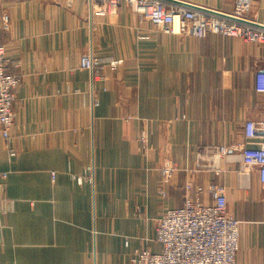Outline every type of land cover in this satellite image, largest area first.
<instances>
[{"label":"crops","instance_id":"1","mask_svg":"<svg viewBox=\"0 0 264 264\" xmlns=\"http://www.w3.org/2000/svg\"><path fill=\"white\" fill-rule=\"evenodd\" d=\"M163 1L218 13L235 3ZM5 13L7 72L20 83L11 136L0 132V264H131L136 250L160 252L158 222L183 205L188 182L226 188L242 222L237 264H264V189L238 148L245 123L264 121V42L166 33L124 3L98 17L88 0H0V22ZM247 16L264 29V0ZM88 54L121 65L82 69ZM222 146L217 174L206 163ZM168 161L177 170L165 184Z\"/></svg>","mask_w":264,"mask_h":264},{"label":"built area","instance_id":"2","mask_svg":"<svg viewBox=\"0 0 264 264\" xmlns=\"http://www.w3.org/2000/svg\"><path fill=\"white\" fill-rule=\"evenodd\" d=\"M123 3L166 33L197 38L219 35L253 43L264 42V29L247 16L251 0H235L234 11L221 13L223 16L182 6L168 7L163 0H88L92 15L98 17L112 14ZM2 29L10 30L7 13L2 15L0 22V132L8 140L15 122L14 105L20 80L7 72L10 59L2 43ZM120 65L119 60L106 63L105 59L93 54L81 59L82 69L98 74L107 67L116 72ZM255 89L264 94V69L256 72ZM244 137L245 143L238 146L242 162L247 171L258 169L264 189V121H247ZM228 153V147H220L218 157L213 161L215 166L210 169L219 174L217 162ZM10 154L14 156L15 152L10 150ZM176 168L171 161L164 165L165 184L171 180ZM53 177L55 179V173ZM0 178L6 179L7 173L0 172ZM185 191L183 205L166 210L158 222L153 241L161 245L160 252H152L149 247L136 250L131 264H237L242 222L227 211L226 188L215 182L208 186L188 182ZM204 194H208L212 202L207 203ZM4 227L0 221V231Z\"/></svg>","mask_w":264,"mask_h":264},{"label":"rangeland","instance_id":"3","mask_svg":"<svg viewBox=\"0 0 264 264\" xmlns=\"http://www.w3.org/2000/svg\"><path fill=\"white\" fill-rule=\"evenodd\" d=\"M234 8H235V4H234V6H233V9H232L231 13L234 11ZM139 14H140V13H139ZM110 15H111V14H110ZM140 15H141V14H140ZM107 16H108V15H107ZM141 16L146 17V16H144V15H141ZM119 67H120V66H119ZM14 152H15V151H14ZM206 165H207L208 168H213V167L215 166V164H214L213 161H211V162H209V163L207 162ZM89 172H90V174L92 175V168H89ZM91 175H90V178H91ZM210 183H211V182H210ZM210 183H209V184H210ZM209 184H208V185H209ZM199 185H200V184H199ZM208 185H207V186H208Z\"/></svg>","mask_w":264,"mask_h":264},{"label":"water","instance_id":"4","mask_svg":"<svg viewBox=\"0 0 264 264\" xmlns=\"http://www.w3.org/2000/svg\"><path fill=\"white\" fill-rule=\"evenodd\" d=\"M190 8H194V9H197V10H203V11H205V12H207V13H211V14H214V15H222L223 16V14H221V13H218V12H214V11H210V10H207V9H202V8H200V7H196V6H191V5H188Z\"/></svg>","mask_w":264,"mask_h":264}]
</instances>
